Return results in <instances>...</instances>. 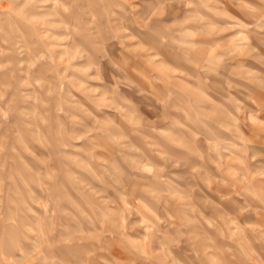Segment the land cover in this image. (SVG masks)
<instances>
[{"label": "rangeland", "instance_id": "1", "mask_svg": "<svg viewBox=\"0 0 264 264\" xmlns=\"http://www.w3.org/2000/svg\"><path fill=\"white\" fill-rule=\"evenodd\" d=\"M0 264H264V0H0Z\"/></svg>", "mask_w": 264, "mask_h": 264}]
</instances>
